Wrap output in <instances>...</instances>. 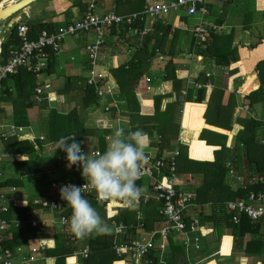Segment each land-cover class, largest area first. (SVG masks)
Wrapping results in <instances>:
<instances>
[{
    "label": "trees",
    "instance_id": "1",
    "mask_svg": "<svg viewBox=\"0 0 264 264\" xmlns=\"http://www.w3.org/2000/svg\"><path fill=\"white\" fill-rule=\"evenodd\" d=\"M115 2L117 3L116 12H114L115 14L122 17L137 14L136 18L133 19L130 24L124 22L119 25H114L109 29V31L121 29L123 35L125 34L127 36V38L125 36V39L135 38L137 40L135 53L128 63H126V66L122 65L110 70V74L116 80L119 88V97L125 103V108L127 109L126 116L128 117L129 131H135L137 128H140L147 132L150 137V146L155 149L156 157H159L164 150H167V153L170 154L174 149H177L179 155L176 159V172L179 177L182 175H198L201 177V185L197 189L195 203L198 205L209 203L213 212L204 217L199 214L196 218L201 226L204 222L211 223L214 228L224 229L233 239L230 258L219 260L218 264H229V262L234 261V258L239 255V253L244 257L255 256L261 261L260 264H264V232L261 231L263 230L264 221L258 220L251 222L246 215L240 214L238 215L239 223L234 224L231 220L233 214L228 212L224 205L227 201L243 198L249 191L260 188L258 186H247L250 179L258 176L264 170V144H260L257 141V131L260 125L258 122L251 119L241 121L244 130L236 135L231 148L232 150L227 149L225 147V141L227 140L226 135H231V133L227 131H230L231 128V118L236 107V96L234 93L225 96L222 90L214 88L209 97L203 118L207 125L219 128L211 129L219 133L203 129L206 128L202 119V113L204 110L203 105L188 103L185 106L182 118V138L185 143H190V150L187 146L182 145L177 140L180 129L182 105L185 102H191V98L189 95L181 98L180 93L184 81L176 78L170 58L175 55V45L180 36V29L177 28L176 24L179 23L180 19L186 17L182 16V18H179V16H175L171 24L166 25L162 24L160 18L161 16L169 15L172 12L159 14L154 17L149 31L140 39L139 36L131 33V29L136 28L138 31H143L148 28L147 25L149 19L144 15L143 19L140 20V15L138 14L144 11L145 6L147 7L153 4L148 3L143 7V0L142 3L140 2L139 6L135 0H115ZM120 4L129 6V10L126 11L127 14H121L122 12L118 11ZM72 5H77L83 12L87 5V0H74ZM16 27L17 26L14 25L9 30L8 34L2 38L0 45V61H2V63H5L8 60L11 49L18 47L20 43ZM173 27L175 28V32H172ZM27 28L29 29L28 37L31 39L33 32L39 33L41 30H47L50 32L55 31L58 27L53 28L51 25L41 23L36 26L31 24ZM183 33H185L183 34L184 41L186 40V36L189 35V32L187 34L186 32ZM81 36L82 35H80L79 38ZM233 37V32L222 35L211 31L209 32L208 40L202 49H196L195 51L199 50L198 52L202 57L213 61L214 65L217 67H229L232 63L238 62L239 59H242L239 57L238 47L232 45ZM263 39L264 36L261 34L256 43L253 45L250 44L246 49L248 51L255 49L262 43ZM183 41L179 46L182 52L184 51L185 44ZM180 48H178L179 52ZM244 48L245 47L242 46V49ZM164 55L168 56L169 59L166 62L164 69L161 70L162 72H160L162 75L160 81H171L173 83V92L176 94V99L173 102L167 103L164 110H161V104L164 99L169 97L168 95H152L150 98L144 99L143 104L140 105L136 97L137 85L143 79L144 75L149 74L150 70L153 69V61L159 56ZM54 59L55 55H51L49 65ZM254 70L257 73L260 87L258 90L247 96L250 106L252 103L256 102L258 94L261 95L264 91V60L258 61L254 66ZM253 79L254 77H248L246 79L245 84L241 88V92H248L252 89L254 90L256 86L253 87L251 85ZM8 81L11 82V87L8 86ZM35 81V76L28 73L23 68H19L17 72L7 76V78L2 81L0 102L6 100L10 101L12 106L10 119L13 126H30L28 121V110H30V108L36 103L34 101L33 93ZM144 81L150 85L153 82L150 78H145ZM198 81L202 86L199 90H195L197 95L196 103H201L206 92L203 85L208 80L204 74H200ZM158 84L156 86H159ZM83 86L80 107H75L66 114L59 113L56 109L49 108L46 102L40 104V109L45 113L43 115H45V119H47V135L49 141L54 142L56 146L62 137L75 136L78 142H82V148L83 141L86 137L91 135L97 136L98 152L102 154L107 146L106 140L102 135L103 133H107V131H103L101 134L97 130L90 129L84 124L85 112L87 109L93 106L100 107V101L102 98L97 96L94 86H86L85 84ZM10 88H13L14 93ZM60 93H64V89H62ZM225 97L226 100H224ZM148 104L149 106H147ZM111 108L112 107L105 106L103 109L109 111ZM144 110H149L150 112L146 113ZM201 129L203 130L199 135V140H207L208 142L213 141V144L207 143V145L220 146L221 148L213 151L212 147H208L203 142L199 141L197 137ZM208 136L212 138H209ZM174 142L176 143L175 148H173L172 145ZM6 145L10 146L13 153L27 155L29 157L27 161L18 163L19 172L22 177L38 175L40 176L38 179L39 185L41 183V186L45 187L51 186L52 183H55L57 184L56 190H59V186L64 183L80 186L83 182L84 177L82 176V169L76 165L72 166L71 169L67 168L66 153L60 149L57 150L61 159L55 161V157H51L54 160L53 161L51 158L38 156L32 145L26 141L16 142L14 139H10ZM212 156H214L213 160ZM230 159L231 164L230 166H227L226 162ZM57 163L62 164L61 166H57ZM50 164L55 166V168L50 167ZM240 165L244 166L245 169L242 170ZM233 170L242 175L245 188L239 187L237 190L233 191L226 185L227 173L228 171ZM17 183L18 181H11L10 179L4 182L3 185L16 186ZM137 184L139 186L142 185L139 181H137ZM83 195L90 201L92 206L97 209L100 216L111 228L112 233L92 235L83 240L77 238L75 235L69 237L67 232L66 234L56 235L55 248L52 250H45L46 253L49 254L50 257L56 259V264H62V259L64 257L73 256L74 253H77L80 249L86 246L87 258L81 259L82 264H134L130 259L127 261L124 260L126 257L130 256L129 254H123L120 258L115 255L113 250L114 243L116 241L115 244L123 243L142 233H150L160 221V217L157 213L158 205L151 202L144 207L138 208H123L118 206L110 208L105 203L97 201L95 192L91 194L84 193ZM0 198V206H3L1 201H3L4 196L2 195ZM114 202L119 204L122 203L120 200H114ZM193 204L194 201L192 205ZM191 206L184 211L186 214V222H188L190 218L188 216H193L192 211L189 212ZM3 207L6 208L5 212H1L0 214L9 222L4 236L9 230L11 233L10 239H5L3 241V246L13 249L16 246L43 236L46 227H43V233L39 234V227H33L31 222L29 224L27 217H25L24 209H20V212L18 211L19 214L16 217H11L7 212L8 208L6 206ZM105 210L112 211V215L106 217ZM138 212L142 214V217L137 218ZM70 214V206L59 212V215L64 216L66 220ZM12 221H17L18 226L13 225ZM113 222L116 226L125 225L127 227L124 234L114 235L113 232L115 227L113 226ZM139 223H142L143 225L141 230L137 229ZM205 247L209 250L213 249L209 244H206ZM222 249L223 253L228 252L226 249V243H224ZM202 250L203 249L200 248L199 251L202 252ZM164 251H166V253L163 252L162 259L166 264H188L185 249L181 242L174 238V235L167 238V245ZM160 258L161 256L158 248H154L150 250L145 259L136 263L147 264L148 260L149 264H159ZM229 259H231V261H229ZM209 264L215 263L212 261Z\"/></svg>",
    "mask_w": 264,
    "mask_h": 264
},
{
    "label": "crops",
    "instance_id": "2",
    "mask_svg": "<svg viewBox=\"0 0 264 264\" xmlns=\"http://www.w3.org/2000/svg\"><path fill=\"white\" fill-rule=\"evenodd\" d=\"M11 1L13 0H0V5L6 6ZM73 1L74 0H37L30 6L14 14L13 17L11 16L12 18L7 24V29L10 30L12 26L17 25L18 23H23L27 27H29V25L31 24H33V26H36L42 23L51 25L53 28H57L63 24L73 22L77 20L83 13L77 5H72ZM135 1H137L138 6L140 5V2L142 3V0ZM143 1V7L148 3H165V0ZM169 1L170 0H168V2ZM253 6L254 9L251 7L250 0H214L210 2L209 12L204 17V20L206 22L221 27L220 31H214L216 34L223 35L233 32L234 39L232 45L238 47L239 57L245 61L239 59L238 62L232 63L231 65H229V67H217L214 65L213 61H210L209 59L202 57L199 54L198 51L200 49L198 51H195V49H193V39L189 29L193 27V25L195 26L197 22H199V14L189 17V21L192 22V24H188L187 18H184L185 20L180 19L179 23L176 24L177 28L180 29V36L177 44L175 45V55L170 59L174 67L176 78L184 81L183 88L180 93L181 98L186 97L187 95H189L191 98V102H185L182 105L180 129L177 140L182 145L187 146L189 150L190 143H185L182 138V118L185 106L188 103L203 105L204 110L202 113V119L206 127L203 129L216 132L211 129L219 128L207 125L205 123V119L203 118L207 108L209 97L214 88H219L220 90H222L225 96L231 93H234L236 96V107L231 118V128L230 131H227L230 132L231 135L229 136L224 134L227 136L225 147L229 150H232L231 148L236 135L244 130L241 121L247 119L254 120L260 125L257 131V141L261 144V139L264 138V91L261 95L258 94L256 102L252 103L251 106L249 104V100L247 99L248 95L258 90V88L260 87V82L258 80L257 73L254 70V66L258 61L264 60V39L262 43L255 49H252L251 51H248L246 49L250 44H255L261 34L264 36V0H254ZM116 8L117 3L115 2V0H99L97 4V12L99 15L108 12H116ZM128 10L129 6H124L122 4H120V7L118 9V11L122 12L121 14H127L126 11ZM164 16H161L160 18L162 24H171L173 20H166ZM180 17L182 18V16H179V18ZM152 22L153 20H149V23L147 25L148 28H151ZM182 25H185L186 29L182 27ZM172 29V32H175V28L173 27ZM183 32H186V34L189 32V35L186 36V40L184 41L183 34L185 33ZM3 33L4 29L0 33V45L4 36ZM37 35L38 33L33 32L31 39L35 40L37 38ZM125 36L126 35H123V33L121 32V29L110 30L107 32L105 42L99 52L98 62L100 69L106 74V85H108V87L111 89V95L106 96L105 99L102 98L101 101L99 100L100 107L93 106L87 109V111L85 112V126L90 129L97 130L101 134L103 133V131H107V133H103L102 135L104 136L105 140L106 136H111L113 131L117 127H124L126 134L129 132L128 117L126 116L127 109L125 108V103L119 97V88L117 86L116 80L110 74L111 69L122 65L126 66V63H128V61L135 53L137 40L135 38L125 39ZM90 38V34H83L81 38L75 40L73 39L74 41L70 42L69 44H63L62 52L55 56V59L50 63L47 71H45L39 79L40 82L48 81L52 85L49 94V100L38 102L34 99V101L36 102L35 105L30 108V110H28V121L30 123V126L22 127L25 129V133H23L22 135L19 134L20 136L18 138L16 136H10L6 139L1 137V133L4 129L3 127L13 124L11 123L10 119L12 113V106L10 101L6 100L4 102H0V197L2 195L4 196L3 201H1L2 205L8 208L7 212L11 217H16L19 214L20 209H24V214L25 217H27L29 224L30 222L31 224L32 222H37V226L39 227L43 222L45 224L44 227H46L42 237L30 240L25 244H21L11 249L15 254V260L17 261V263L22 262L24 258L32 255L34 256L35 260L26 264H56V259L54 257H50V255L47 254L45 250H52L55 248L56 235L66 234L67 232V235L69 237H73L74 234H72L69 227L71 214L67 217V226H61L57 223L59 215L56 212L44 208L41 205V202L43 201L59 199V190L52 188V186H41V183L39 185L38 179L40 178V176L38 175L22 177L19 172L20 170L18 163L27 161L29 157L27 155L13 153L10 146H7L6 144L10 139H14L16 142L26 141L32 145L38 156H44L46 158L55 157V161H59L61 159V156L56 149V144L49 141L47 132L40 131L38 126L39 122H37L39 120L36 119L39 117L41 121H44L46 118V116L43 115L45 113L40 109V104L43 102H46L49 108L56 109L59 113L62 114L68 113L75 107H80L84 88L83 85L85 77L87 76V70L89 69L85 53V44L89 42ZM182 41L185 43L183 52L179 47ZM242 46H244L245 48L242 49ZM178 48H180V52L178 51ZM164 56H159L153 61V69L150 70L149 74H145L143 79L137 85L136 97L140 105L143 104L144 99L150 98L152 95H168L169 97L164 99L161 104V110H164L167 103L173 102L176 99V94L173 92V83L171 81H160L162 77L160 72H162L161 70L164 69L166 62L169 59L168 56ZM200 74H204L208 81L203 85L206 89V92L202 102L196 103V91L199 90L202 86L198 81L200 78ZM50 77L54 78V80L60 81V84L56 82V91L53 88L52 82L48 79ZM248 77H254L251 85L253 87L258 86V88L256 90H249L248 92H241V88L245 84ZM145 78H150V80H153L151 85L147 84L144 81ZM157 84L159 86H156ZM8 86L11 87L10 81H8ZM62 89H64V93H60ZM10 90L13 91V88H10ZM224 100H226V97ZM105 106L112 107L113 110L111 108L109 111H105L103 109ZM147 106H149V104ZM35 110L37 111V113L35 112V114L33 115ZM144 112L148 113L150 111L144 110ZM203 129L199 131L197 137L198 140L199 135ZM199 141L203 142L208 147H212L213 151L221 148L220 146L207 145V143L213 144V141ZM106 143H108V139L106 140ZM172 145L173 148H175L176 143L174 142ZM49 146H51L50 151L48 150ZM83 148L86 153L88 151L90 153L99 151L97 136L91 135L86 137L83 141ZM146 154L156 155L155 149H153L149 145V147L146 149ZM162 155L169 154L167 153V150H164L160 156ZM21 156L23 160L20 158ZM213 159L214 156H212V160ZM61 164L57 163V166H61ZM230 164L231 159L227 160L226 162L227 166H230ZM242 165H240V168L244 170L245 167ZM50 167L55 168V166L51 164ZM233 171L232 174H230L228 171V182L226 180V185L229 186V188L233 191L237 190L239 187L245 188V183L242 175L238 174L235 170ZM235 177L240 179L236 180ZM253 178L248 181L249 184H247V186H258L260 188L257 190L249 191L247 195L242 199H246L250 192L264 191V186L261 183H255ZM10 179L11 181H18L17 185H3L4 182ZM181 179L184 183L183 189L194 192L197 196V189L201 185V177L198 175H182ZM149 183V181H145L143 182L141 187ZM67 208H69V206H67ZM190 209L191 210L189 212L192 211V215L195 217L199 214L204 217L213 212V209L209 203L198 205L195 203V201ZM105 211L106 217L112 215V211ZM140 217H142L141 214ZM12 223L13 225L18 226L17 221H12ZM109 229L110 231H108L107 234L112 233L110 227ZM261 231L264 232V228ZM42 233L43 229L39 231V234ZM10 236L11 233L9 230L5 234V239L9 240ZM200 238L202 243L201 248L203 250L202 252L192 249L186 251L185 253L188 264H209L212 261L215 264H218L219 260L230 258V255L232 253L233 239L224 229L214 228L213 224L204 222V224L201 226ZM224 243H226V249L228 251L225 253L222 252ZM206 244H209L213 249H207L205 247ZM18 248L20 250L17 252L16 250ZM32 249H34L33 252ZM84 250H86V246L80 249L77 253H74L73 256L64 257L62 259V264H82L81 259H86L82 256V252ZM163 252L166 253V251ZM242 257L244 256L239 253V255L234 258V261H231V259H229V261H231L229 262V264H238L239 259H241ZM245 258L248 260V264L252 263L253 260H258V258L255 256ZM260 262H258L257 264H260Z\"/></svg>",
    "mask_w": 264,
    "mask_h": 264
},
{
    "label": "built area",
    "instance_id": "3",
    "mask_svg": "<svg viewBox=\"0 0 264 264\" xmlns=\"http://www.w3.org/2000/svg\"><path fill=\"white\" fill-rule=\"evenodd\" d=\"M99 0H87L82 15L75 21L59 26L55 31L48 32L41 30L35 40L29 39V29L23 23H18L16 26L17 36L20 39L18 47L11 49L9 58L5 63L0 61V93L2 90V81L7 76L17 72L19 68L25 69L28 73L35 76V86L33 88L34 99L38 102L49 100V94L52 88L50 82H40L39 79L43 73L48 69L51 55L57 56L62 52V46L66 38L77 39L83 34H94L92 42L85 44V53L89 65L87 76L84 84L86 86H94L98 97L103 99L111 95V89L106 85V74L98 69L99 52L104 44L105 36L109 29L114 25L121 23L130 24L137 14L127 15L126 17L119 16L114 12H108L99 15L97 12V4ZM214 0H170L168 3H155L153 5L145 6L143 12H140V20L144 15L153 20L159 14H166L168 12H183L186 18L199 14L200 20L189 29L193 39V49H201L208 40L209 32L220 31L221 27L208 23L204 17L209 12L210 2ZM185 27V25H182ZM149 29V28H148ZM138 31L136 28L131 29L133 35L142 38L149 30ZM1 54V50H0ZM148 81V80H147ZM1 137L6 139L10 136H20L25 133L22 127L8 125L3 127ZM108 137L106 136V140ZM261 144H264V138L261 139ZM98 152V151H97ZM148 155V163L144 166L143 174L138 180L143 184L149 181V184L143 185V194L136 204L135 208L144 207L147 204L154 202L158 205L157 213L160 217L159 223L148 234H140L123 243H114L113 250L117 257L129 254L124 260L130 259L134 264H138L145 259L150 250L158 248L160 252L159 264H166L162 259L163 251L167 245V238L174 235V238L179 240L183 245L185 251L195 250L199 251L201 248L200 232L201 225L198 219L194 216L190 217L188 222L185 221V209L190 207L196 197L194 192L183 189V180L176 172V159L179 151L174 149L169 155H162L156 157L152 154ZM232 174V171H229ZM235 179H240L235 177ZM255 183H261L264 186V171L253 178ZM69 183H64L66 185ZM87 184L86 179L80 186ZM57 184L52 183V188L56 189ZM61 186V185H60ZM59 186V187H60ZM95 192L91 187H86L83 194H91ZM96 193V192H95ZM97 196V194H96ZM97 199V197H96ZM103 202L110 208L126 207L124 203H115L114 200L99 201ZM41 205L44 208L50 209L59 215V212L67 208V202L59 199L51 201H43ZM55 205L56 207H53ZM225 207L228 212L233 214L231 220L234 224L239 223L238 215H246L251 222L258 220L264 221V191L250 192L246 199H236L225 202ZM5 207L0 206V213L5 212ZM140 212L137 213V218H140ZM63 221V222H62ZM58 222L61 226L67 224L64 216L59 215ZM33 227H37V222H32ZM45 224L42 222L39 226V231L43 229ZM114 235L124 234L127 230L125 225L116 226L113 222ZM142 223L137 225V229L141 230ZM8 222L0 214V264H26L35 260L34 256L30 255L24 258L22 262L17 263L14 252L3 246L5 240L4 233L7 230ZM264 228V225H263ZM122 242V241H120ZM18 248L16 251L18 252ZM34 249H32V252ZM82 256L87 258V251L82 252ZM138 262V263H136ZM248 260L245 257L239 259L238 264H247ZM125 264V263H124ZM147 264L149 261L147 260Z\"/></svg>",
    "mask_w": 264,
    "mask_h": 264
},
{
    "label": "clouds",
    "instance_id": "4",
    "mask_svg": "<svg viewBox=\"0 0 264 264\" xmlns=\"http://www.w3.org/2000/svg\"><path fill=\"white\" fill-rule=\"evenodd\" d=\"M81 143L75 136H65L58 141L56 149L66 153V167L78 166L87 181L83 186L66 184L59 187L60 199L71 208L70 230L83 240L110 231L97 209L83 195L85 188L94 189L99 201L120 200L127 207H135L144 191L137 181L148 163L146 149L150 137L140 128L126 134L124 127H117L108 137L102 154L86 153Z\"/></svg>",
    "mask_w": 264,
    "mask_h": 264
},
{
    "label": "rangeland",
    "instance_id": "5",
    "mask_svg": "<svg viewBox=\"0 0 264 264\" xmlns=\"http://www.w3.org/2000/svg\"><path fill=\"white\" fill-rule=\"evenodd\" d=\"M13 2H14V0H13ZM250 2H251V7L254 9V0H250ZM165 3H168V0H165ZM18 13V12H17ZM184 14H183V12H181V11H178V12H175V13H170L169 15H166V16H164V18L166 19V20H170V21H172L173 20V18L175 17V16H183ZM13 17V16H12ZM12 17H10L8 20H6L5 22H4V33H3V35L4 36H6L7 34H8V32H9V29H7V24L10 22V20H11V18ZM187 22H188V24H192V22H190L189 21V17L187 18ZM193 24H194V22H193ZM90 36H91V38H90V40H89V42H92L93 41V39H94V34H90ZM106 36H107V34H106ZM82 37V36H81ZM80 37V38H81ZM105 39H106V37H105ZM75 40V39H74ZM73 40V38H66L65 39V42H64V44L66 43V44H69L70 42H72V41H74ZM100 71H102L101 69H100V67L98 68ZM51 82H52V84H53V88H54V90L56 91V82H58L59 84H60V81L59 80H54V78H52V77H50V78H48ZM35 112L37 113V111L35 110L34 111V113H33V115L35 114ZM179 115H180V113H179ZM36 120H39V121H37V122H39V129H40V131H43V132H47L48 133V128H47V120L45 119L44 121H41L40 120V118L38 117ZM223 133V132H222ZM209 137V136H208ZM210 138V137H209ZM48 150L50 151L51 150V146H49L48 147ZM32 187H33V185H32ZM31 187V188H32ZM33 189V188H32ZM57 223L59 224V222L57 221ZM60 225V224H59ZM201 245H202V243H201ZM255 263H254V262ZM252 261V263H250V264H257L258 262H260L259 260H253ZM247 264H248V262H247Z\"/></svg>",
    "mask_w": 264,
    "mask_h": 264
},
{
    "label": "water",
    "instance_id": "6",
    "mask_svg": "<svg viewBox=\"0 0 264 264\" xmlns=\"http://www.w3.org/2000/svg\"><path fill=\"white\" fill-rule=\"evenodd\" d=\"M35 1L37 0H16L15 2H10L6 6H3V8L0 9V33L4 29V22L6 20H8L11 16L16 14L17 12L30 6ZM257 88L258 86H256L254 90H256Z\"/></svg>",
    "mask_w": 264,
    "mask_h": 264
},
{
    "label": "bare ground",
    "instance_id": "7",
    "mask_svg": "<svg viewBox=\"0 0 264 264\" xmlns=\"http://www.w3.org/2000/svg\"><path fill=\"white\" fill-rule=\"evenodd\" d=\"M16 0H14V2H15ZM11 2H13V1H11ZM3 8V5H1V9Z\"/></svg>",
    "mask_w": 264,
    "mask_h": 264
}]
</instances>
